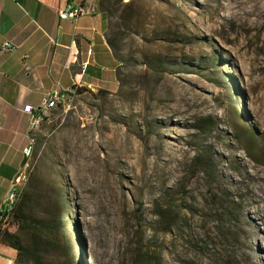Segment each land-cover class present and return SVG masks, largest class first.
Wrapping results in <instances>:
<instances>
[{"label": "rangeland", "instance_id": "1", "mask_svg": "<svg viewBox=\"0 0 264 264\" xmlns=\"http://www.w3.org/2000/svg\"><path fill=\"white\" fill-rule=\"evenodd\" d=\"M104 9L118 86L52 112L24 169L58 170L74 255L264 264V0H105ZM246 130L254 162L235 141Z\"/></svg>", "mask_w": 264, "mask_h": 264}, {"label": "crops", "instance_id": "2", "mask_svg": "<svg viewBox=\"0 0 264 264\" xmlns=\"http://www.w3.org/2000/svg\"><path fill=\"white\" fill-rule=\"evenodd\" d=\"M105 0H0V205L21 168L29 117L45 93L77 86L88 92L113 91L119 63L108 45ZM67 5L81 7L75 22L58 18ZM28 59L23 63V57ZM14 253L0 245V264Z\"/></svg>", "mask_w": 264, "mask_h": 264}, {"label": "trees", "instance_id": "3", "mask_svg": "<svg viewBox=\"0 0 264 264\" xmlns=\"http://www.w3.org/2000/svg\"><path fill=\"white\" fill-rule=\"evenodd\" d=\"M108 45L114 49L109 40ZM83 93L92 92L79 89L78 96ZM244 132L235 141L243 143V152L254 162L256 140L250 130ZM53 165L50 161L46 168L37 167L29 174L18 190L14 209L6 218L7 225L0 226V245L14 253L13 264H81L65 233L66 193ZM162 232L167 234L170 229ZM145 249L139 248L140 257L145 258Z\"/></svg>", "mask_w": 264, "mask_h": 264}, {"label": "built area", "instance_id": "4", "mask_svg": "<svg viewBox=\"0 0 264 264\" xmlns=\"http://www.w3.org/2000/svg\"><path fill=\"white\" fill-rule=\"evenodd\" d=\"M83 9L81 7H73L67 5L64 9L58 11V18L63 21H70L75 23L82 15ZM13 50L10 43L5 42L0 45V51L4 54H8ZM28 57H23V63L27 61ZM79 88L77 86H71L65 89H53L45 93L40 105L36 108L26 106L23 109V113L29 117V129L27 133V146L23 149V161L24 164L16 172L14 177L11 179L7 192L0 205V226L3 228L7 225L6 216H8V205L16 204L15 194L18 193V189H21L26 183L27 176L24 174V167L26 157H32L33 148L32 138L37 128L41 127L40 118L42 116H49L52 112L59 108L64 107L73 98L78 96Z\"/></svg>", "mask_w": 264, "mask_h": 264}, {"label": "bare ground", "instance_id": "5", "mask_svg": "<svg viewBox=\"0 0 264 264\" xmlns=\"http://www.w3.org/2000/svg\"><path fill=\"white\" fill-rule=\"evenodd\" d=\"M48 117L49 116H42L41 118H40V125H43L44 124V122L48 119ZM40 128V127H39ZM39 128H37V129H39ZM34 135V134H33ZM32 144H33V139H32ZM29 159V157H26V161H25V167H24V169H26L27 167H28V160ZM260 173V172H259ZM258 175V174H257ZM257 179H258V181L261 183V184H264V175H258L257 176ZM16 199H17V194H15V201H16ZM14 206H15V204H10V205H8V216H6V218H8L9 216H10V214L12 213V211H13V209H14ZM260 218H261V220L264 222V215H260Z\"/></svg>", "mask_w": 264, "mask_h": 264}, {"label": "water", "instance_id": "6", "mask_svg": "<svg viewBox=\"0 0 264 264\" xmlns=\"http://www.w3.org/2000/svg\"><path fill=\"white\" fill-rule=\"evenodd\" d=\"M23 164H24V161H22V164H21V166H23Z\"/></svg>", "mask_w": 264, "mask_h": 264}]
</instances>
